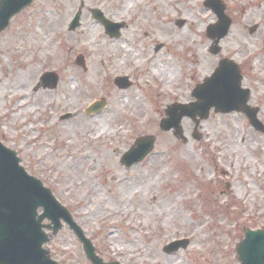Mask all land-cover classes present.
Instances as JSON below:
<instances>
[{
  "label": "rangeland",
  "instance_id": "1",
  "mask_svg": "<svg viewBox=\"0 0 264 264\" xmlns=\"http://www.w3.org/2000/svg\"><path fill=\"white\" fill-rule=\"evenodd\" d=\"M205 1L35 0L0 34V140L72 213L105 262L239 264L243 228L264 229V134L245 115L212 112L199 125V141L188 118L186 141L159 127L167 106L192 101L221 57L241 66L264 125V0H221L233 23L219 56L209 52L206 30L218 19ZM81 2L82 26L70 32ZM90 9L125 23L122 37L110 39ZM172 59L181 63L174 62L170 84L147 73L153 60L166 67ZM45 72L58 74V87L34 93ZM117 76L132 87L119 89ZM101 98L104 111L85 114ZM146 135L157 137L152 154L125 168L121 156ZM181 239L190 241L185 249L163 252ZM47 247L61 264H91L66 225Z\"/></svg>",
  "mask_w": 264,
  "mask_h": 264
},
{
  "label": "water",
  "instance_id": "2",
  "mask_svg": "<svg viewBox=\"0 0 264 264\" xmlns=\"http://www.w3.org/2000/svg\"><path fill=\"white\" fill-rule=\"evenodd\" d=\"M33 2L34 0H0V34L9 27L13 17L31 6ZM205 5L219 18L217 25L208 27V37L214 41L210 52L218 55L221 51L219 42L227 35L231 20L226 17L225 6L221 2L207 0ZM93 15L107 28L111 37L120 36L121 24L109 22L99 10H93ZM80 20L81 10L69 29L74 31L80 27ZM183 23L179 22L180 25ZM78 64L84 66L83 60L80 59ZM84 69L87 70L85 66ZM242 79L239 66L223 59L214 74L194 90L193 96L198 101L169 108L167 118L161 122V129L164 131L173 129L178 139L186 141L181 122L183 118L188 117L196 123L194 138L200 140L198 125L201 120H207L210 110L215 108L216 113H244L255 130L264 133V126L257 117L258 109L248 105L250 92L242 88ZM58 81L59 77L55 73H46L35 91L41 87L54 89ZM116 83L120 88H128L131 85L127 78H118ZM105 105V100L96 102L86 110V113H98ZM155 141L156 139L151 136L138 138L123 155L121 163L129 168L142 162L153 151ZM20 162L17 152L0 143V264H57L51 260L50 252L43 246L58 234L62 228L61 220L70 226L83 243V249L92 264H120L104 263L96 255L92 242L73 221L69 211L54 198L51 190L45 188L39 179L28 175ZM41 207L44 213L39 216L38 210ZM46 218L52 225L42 224ZM43 228L52 229L53 233L47 236ZM244 233L245 238L236 248L239 263L264 264V230L252 231L245 228ZM188 244L187 240L176 241L166 246L164 251L171 254L180 248L185 249Z\"/></svg>",
  "mask_w": 264,
  "mask_h": 264
},
{
  "label": "bare ground",
  "instance_id": "3",
  "mask_svg": "<svg viewBox=\"0 0 264 264\" xmlns=\"http://www.w3.org/2000/svg\"><path fill=\"white\" fill-rule=\"evenodd\" d=\"M125 5H128V7H129L131 5V0H127V3H125L124 6ZM149 16H150V14L146 15V17H149ZM158 29L159 30H165V28L162 27V26H160ZM71 47H74V46L72 45ZM82 47H83V45H82ZM199 53L201 54V51ZM172 61L173 62L169 63L166 67H164V66L160 67L157 64L158 61L153 60L150 63L149 67L146 69L147 73H150L154 77H156L159 80L160 83L168 85V84H170L173 81V79L175 78V75L178 73V69L176 70V67H175L176 65L174 66V62L178 63V65L181 63V62H179L177 60H173V59H172ZM197 63H198V61H196V64ZM139 64H141V63H139ZM139 64L137 66H140ZM183 64H184V61H183ZM194 68L195 67H193V69ZM201 69H202L201 66H198V68L194 69V71L197 70L198 72H201ZM71 82H73V81H70V83ZM72 84H70V85H72ZM72 88H73V91H75L77 89L76 86H73ZM72 94H74V92ZM131 104L132 105H136L138 103L132 102ZM90 127H95L96 129H98V128L100 129L101 128L100 125H96V124L90 125ZM88 158H90V156H88ZM172 197H174V195Z\"/></svg>",
  "mask_w": 264,
  "mask_h": 264
}]
</instances>
